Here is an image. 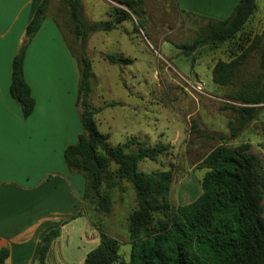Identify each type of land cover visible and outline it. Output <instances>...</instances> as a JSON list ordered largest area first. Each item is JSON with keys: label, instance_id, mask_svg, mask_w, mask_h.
<instances>
[{"label": "rangeland", "instance_id": "obj_1", "mask_svg": "<svg viewBox=\"0 0 264 264\" xmlns=\"http://www.w3.org/2000/svg\"><path fill=\"white\" fill-rule=\"evenodd\" d=\"M82 3L86 21L111 19L115 8L125 10L117 0ZM205 21L204 17L179 10L174 0H143L139 16L127 11L126 19L115 29L91 32L84 46L94 73L89 101L93 107H102L95 114L98 129L109 131L110 144H126L127 150L139 144H170L157 160L139 161L138 169L171 171L166 199L173 206L189 203L202 192L201 181L207 168L200 163L219 144H248L264 170V102L240 128V114L231 106L242 104L230 97L260 73L258 52L248 56L227 85L214 83L211 74L217 60H229L247 46L253 31L246 26L232 40L184 54L178 45L191 43ZM72 26L65 3L51 0L39 31L29 41L25 34L22 39L26 43L27 66L33 71L42 68L47 76L53 75L50 67L59 70V76L61 70L69 74L67 62H74L72 58L78 62L80 50ZM59 29L68 49L61 45ZM107 54L127 57L131 62L110 63ZM111 102L115 104L106 105ZM114 168L111 164L110 170ZM101 187L110 194L109 211L97 210L89 198H84L83 211L96 228L100 226L118 240L119 261L113 264H129L128 216L136 208L134 190L129 182L116 177L104 178ZM74 256L72 251L68 253L75 261L72 263H76Z\"/></svg>", "mask_w": 264, "mask_h": 264}, {"label": "trees", "instance_id": "obj_2", "mask_svg": "<svg viewBox=\"0 0 264 264\" xmlns=\"http://www.w3.org/2000/svg\"><path fill=\"white\" fill-rule=\"evenodd\" d=\"M62 1L69 9L72 30L80 44L76 55L80 71L77 103L81 107L82 126L77 141L64 149V161L69 169L83 173L84 198H89L99 211L107 212L110 208V194L101 187L104 178L116 177L131 184L136 208L128 216L129 264H264V170L248 144H219L211 149L200 163L207 168L201 181L202 192L189 203L173 206L166 199L172 181L171 171L138 169L139 161L157 160L170 144H139L134 150H127L126 144H110L109 135L97 127L95 114L102 107H93L89 101L94 73L84 46L91 32L115 29L126 19L127 11L139 16L143 0H117L125 10L115 8L113 18L96 21L84 19L82 0ZM50 2L41 0L35 9L25 28L27 41L42 25ZM255 9V0H239L226 19L206 18L199 35L191 43L178 46L189 55L201 46H216L232 40L242 32ZM25 52L26 43H22L11 62L9 92L19 104L22 115L28 117L35 101L24 78ZM253 52L259 54L260 73L230 96L242 104L231 106L240 114V128L254 117L258 105L264 102V29L254 34L247 46L240 48L239 54L229 60H217L211 69L214 83L227 85ZM105 57L110 63L131 62L130 58L113 54ZM111 164L115 165L113 170H110ZM96 229L99 242L87 252L83 264L119 261L118 240L100 226ZM58 235L59 228L44 235L40 262H44L51 242ZM7 256L8 249L2 248L0 264H5Z\"/></svg>", "mask_w": 264, "mask_h": 264}, {"label": "crops", "instance_id": "obj_3", "mask_svg": "<svg viewBox=\"0 0 264 264\" xmlns=\"http://www.w3.org/2000/svg\"><path fill=\"white\" fill-rule=\"evenodd\" d=\"M40 1L0 0V250L8 249L5 264H83L99 235L83 211L85 180L63 157L82 132L79 64L69 51L74 62H67V75L61 70L59 76V70L50 67L53 75L47 76L42 68L33 71L23 63L35 101L28 117L9 92L12 59ZM238 1L174 0L183 12L216 20L226 19ZM255 1L245 25L253 35L264 29V0ZM57 33L67 48L60 29ZM104 133L110 137L109 131ZM54 228H59V235L40 262L43 237ZM71 251L76 263L68 257Z\"/></svg>", "mask_w": 264, "mask_h": 264}]
</instances>
